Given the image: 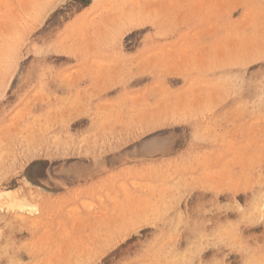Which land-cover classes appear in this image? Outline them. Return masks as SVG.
<instances>
[{
	"label": "rangeland",
	"instance_id": "obj_1",
	"mask_svg": "<svg viewBox=\"0 0 264 264\" xmlns=\"http://www.w3.org/2000/svg\"><path fill=\"white\" fill-rule=\"evenodd\" d=\"M263 261L264 0H0V264Z\"/></svg>",
	"mask_w": 264,
	"mask_h": 264
},
{
	"label": "bare ground",
	"instance_id": "obj_2",
	"mask_svg": "<svg viewBox=\"0 0 264 264\" xmlns=\"http://www.w3.org/2000/svg\"><path fill=\"white\" fill-rule=\"evenodd\" d=\"M110 105V104H109ZM107 106V105H106ZM120 112V111H119ZM161 114V113H160ZM118 121V120H117ZM177 121V120H176ZM100 123V121H99ZM110 124V123H109ZM101 126V125H100ZM107 128V127H106ZM111 129V128H110ZM32 135V134H31ZM90 135V134H89ZM33 136V135H32ZM202 137V136H201ZM87 139V138H86ZM86 142V141H84ZM91 143V142H90ZM137 185V184H136ZM262 204V203H261ZM263 206V205H262ZM33 208V207H32ZM20 209V208H19ZM119 209V208H118ZM261 209V208H260ZM23 210V209H22ZM209 210V209H208ZM36 211V210H35ZM239 211V210H238ZM260 214V213H259ZM3 215V214H2ZM262 215V214H261ZM257 220V219H256ZM226 229V228H225ZM215 233V232H214ZM238 234V233H237ZM221 235V234H220ZM229 238V237H228ZM234 242V241H233ZM225 254V253H224ZM258 255V254H257ZM246 259V258H245ZM243 262V261H242ZM264 262V261H263Z\"/></svg>",
	"mask_w": 264,
	"mask_h": 264
}]
</instances>
